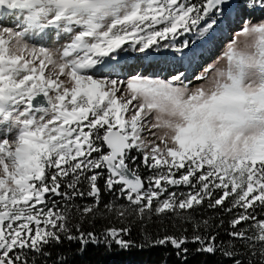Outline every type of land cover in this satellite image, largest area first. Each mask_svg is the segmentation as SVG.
I'll return each instance as SVG.
<instances>
[{
    "label": "snow or ice",
    "instance_id": "6c2138e0",
    "mask_svg": "<svg viewBox=\"0 0 264 264\" xmlns=\"http://www.w3.org/2000/svg\"><path fill=\"white\" fill-rule=\"evenodd\" d=\"M0 126V264L65 241L264 264V0H0Z\"/></svg>",
    "mask_w": 264,
    "mask_h": 264
},
{
    "label": "trees",
    "instance_id": "16d2710c",
    "mask_svg": "<svg viewBox=\"0 0 264 264\" xmlns=\"http://www.w3.org/2000/svg\"><path fill=\"white\" fill-rule=\"evenodd\" d=\"M142 176H147V171L141 170ZM101 185L103 181H100ZM172 190V189H170ZM181 191H187V189L181 188ZM111 194L103 193L102 202L107 203L110 199ZM120 203H124L120 201ZM198 215H203L204 217H213V223H218L220 219L225 221L221 229H218L220 235L219 240L228 241L229 237L226 235L225 230L228 229V220L231 215L224 213L221 209L208 210L204 209L202 213ZM259 219H264V214H261ZM253 222H247V224H252ZM247 224L245 226H247ZM119 226V225H117ZM101 227V221H96V230L99 231ZM156 226H151L149 232L154 231ZM85 230H91L85 225ZM169 232H173V229L169 228ZM191 234V227H189V235ZM125 239H130L133 241H141L143 239V233L138 227H133L130 236L125 237ZM240 242L237 241V244ZM79 245L75 243H69L65 241L61 245L49 246L45 249L51 253L49 264L57 259L59 254H64L66 256V264H232L231 260L225 259L220 256L219 253L216 255H205L195 253L197 247L196 244L189 243L186 245L189 249V253L186 260L181 261V259L176 255V251L171 247H157L148 248L145 250H137L133 248L128 252L117 251L115 246H113L112 251H106L104 246L94 247L89 245L83 254H80L77 249ZM245 259L244 257H240ZM39 264V261L37 262Z\"/></svg>",
    "mask_w": 264,
    "mask_h": 264
},
{
    "label": "rangeland",
    "instance_id": "374dc122",
    "mask_svg": "<svg viewBox=\"0 0 264 264\" xmlns=\"http://www.w3.org/2000/svg\"><path fill=\"white\" fill-rule=\"evenodd\" d=\"M260 15H261V14H256L257 20H258V18H259ZM8 23H9L10 25H13V26H14V24H13V20H12L11 18L8 20ZM239 27H240V26L237 25V28H239ZM180 39L183 40L184 37H181ZM231 39H232V36L229 35V36L223 38L221 41H219V42L217 43V46L215 47L214 51H212L211 55H209V57L206 58V59L204 58L203 65L201 66V68H200L199 70H202V68H203L204 66H207L208 64H211L213 61L216 60L217 57L221 56L222 53H223V51L226 49V44H227V42H228L229 40H231ZM166 74H167V73H162V75H166ZM5 133H6V129L4 128V126H0V138H2L3 135H4ZM7 135L11 138V137H13V136L15 135V133H14V131H13L12 133H8ZM134 154H135V153H134ZM33 227H34V226H33Z\"/></svg>",
    "mask_w": 264,
    "mask_h": 264
},
{
    "label": "clouds",
    "instance_id": "9594fccd",
    "mask_svg": "<svg viewBox=\"0 0 264 264\" xmlns=\"http://www.w3.org/2000/svg\"><path fill=\"white\" fill-rule=\"evenodd\" d=\"M159 115V114H158ZM162 119H165V120H171L173 121L174 123H180V120H179V117L177 116H172V115H169V114H164L162 116ZM164 132L166 135H169L171 136L172 135V132L170 129H164Z\"/></svg>",
    "mask_w": 264,
    "mask_h": 264
},
{
    "label": "bare ground",
    "instance_id": "6f19581e",
    "mask_svg": "<svg viewBox=\"0 0 264 264\" xmlns=\"http://www.w3.org/2000/svg\"><path fill=\"white\" fill-rule=\"evenodd\" d=\"M208 57H209V56H207L206 58H208ZM206 58H205V59H206Z\"/></svg>",
    "mask_w": 264,
    "mask_h": 264
}]
</instances>
